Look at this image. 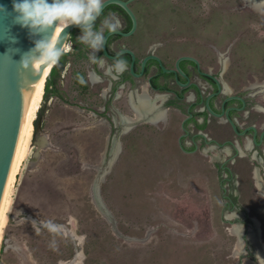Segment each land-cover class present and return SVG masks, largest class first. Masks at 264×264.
<instances>
[{
	"label": "rangeland",
	"instance_id": "obj_1",
	"mask_svg": "<svg viewBox=\"0 0 264 264\" xmlns=\"http://www.w3.org/2000/svg\"><path fill=\"white\" fill-rule=\"evenodd\" d=\"M131 6L138 28L114 42V49L131 48L139 60L154 51L167 67L181 55H194L203 70L221 75L231 93L248 95L258 88L253 84L264 81V11H257L263 9L247 0H134ZM80 36L72 44L70 34L65 46L70 57L59 84L67 102L52 96L45 103L43 96L45 108L37 113L11 190L0 264H263L264 189L258 192L253 177L260 167L264 180L262 165L243 154L235 157L229 166L237 187L228 182L223 188L226 174L219 176L214 163L227 159V152L207 144L184 152L179 144L184 115L176 110L165 112L167 121L137 118L127 85L110 95L118 74L108 73L104 63L97 67L99 77L90 73L97 51L93 55ZM253 102L264 105L263 93ZM204 132L219 142L234 137L225 122ZM186 144L192 145L190 138ZM105 169L99 189L109 215L94 194ZM232 192L237 208L226 206L224 194ZM246 213L253 217L250 236L259 243H247L249 249L236 220H245ZM49 221L59 231L44 227Z\"/></svg>",
	"mask_w": 264,
	"mask_h": 264
},
{
	"label": "flooded vegetation",
	"instance_id": "obj_2",
	"mask_svg": "<svg viewBox=\"0 0 264 264\" xmlns=\"http://www.w3.org/2000/svg\"><path fill=\"white\" fill-rule=\"evenodd\" d=\"M257 11H264V9L257 10ZM114 15L115 16L117 15L118 18H121L120 15L117 13H114ZM125 28L126 26L125 24H123L120 30L125 31ZM72 32H71V38L73 36ZM121 36L124 37L123 35ZM120 39H116L114 42H117ZM114 42L111 43V49L113 51H116V54L122 49L127 48V47H122L116 50L112 47ZM72 44H74V41H72ZM151 53L156 54L154 51H150L145 56ZM184 55L192 56L195 59H197L199 62V65H198L196 62L192 60L180 61L179 65L181 69L187 74V77L182 75L176 68V61L178 60L179 57L184 56ZM184 55L179 56L175 60L173 67H167L162 57L158 55L161 58L163 65L166 68L175 69L176 74L164 72L156 60L155 61L157 63H152L151 60H154V59H150L147 61L143 74L137 77V76H134L130 72L129 66L131 62L129 64L127 63V66H128L127 70H129V72L132 75L127 76V73H126L127 70H126L122 74H118V76H114L115 80L112 81L111 83V94L110 95L111 97L115 94L119 95L121 92V88L124 87L125 85L129 87V89L131 90V94H139L140 93L138 92L139 87H142V90L145 89L144 83L147 84L148 93H150V91H153L154 96L156 94H161L160 96H163V99L159 101V103L156 104V108L155 110L151 112V114L154 113L155 111L160 110V108L161 109L166 108V110H162V111L167 113V111L173 109L184 115V118L181 122L183 133L179 137V144L181 143L180 147L182 148L184 152L190 153V152H195L196 150H201L202 146L206 144L209 146V148L219 147V148L224 149L227 152L228 158L225 160H221L219 164L217 162H215L214 164L216 168H218L219 176L222 175L221 174L222 172L226 174V178L221 179L223 188H224V184H227L228 182L230 183V188H236L237 187L236 183L235 182L233 183L235 174L233 173L232 169L229 166V161L231 162L234 160L235 157L243 154V156L246 155L247 157L250 158L251 160L250 162L252 164H256L257 162L259 165H262V167L264 168V105H260V104L253 102V97L257 93L262 92L264 95V87L262 86L264 84V81L253 84L252 87L254 88L258 87V88L257 90L253 91V93L249 92L248 95L243 92L231 93L229 92L230 89L228 85L222 80L220 74L203 70L201 68V62L198 59V57L194 55H189V54H184ZM144 57H142V59L139 60L136 54L135 71L137 73H140L142 71L141 63ZM103 58H105V55L101 56L100 50L97 51L96 56L94 58V62L91 65L92 71L90 73H95L96 76L99 77L97 67L100 68L101 63H102L101 61ZM114 62L115 60L107 59L104 62V64H107L108 68H110L111 65L114 64ZM160 69L163 72L162 74L160 73ZM201 72H206V73L211 74L212 76L217 77L221 82L222 91L219 92L218 86L213 78L207 75H203L201 74ZM177 79L182 81L185 85H180L177 82ZM138 81H141V83L137 84ZM226 87L228 89H226ZM214 93L216 94L210 97L209 99V105L212 107L214 111L218 113H223L222 117L215 116L214 114L210 113V111L208 110L206 101L208 97ZM229 96H239L243 100L240 98H234V99L226 101L227 97ZM108 100L106 101V103L108 102ZM110 106H111V103H110ZM227 110H228L229 116L235 122L237 129L240 132H243L244 130L249 128L247 129L245 134H240L236 132V130H234L231 122L227 118V114H226ZM251 110L260 112L261 117L258 118L257 116H254ZM148 119L150 120V118ZM167 120H168V117L166 118V120H162V121H167ZM216 121L228 123L234 133V137L232 139H226L223 142H219L215 138L209 136L206 132H204V130L209 128L211 124ZM203 125L204 127H202ZM191 126L193 128H191ZM187 138H190V140L192 141L191 146H187L186 144ZM257 173L261 179V184L264 189L262 168L258 167L257 169H255V175L253 176L255 178L254 183L256 187L258 188V192H260L259 186L257 184V179H256ZM231 182H232V187H231ZM226 190L227 189H224L225 192ZM224 197L226 198L227 208H234V207L237 208L240 205L235 193L233 192L230 194L225 193ZM240 211H243V210H240ZM244 217H246L245 220H242L239 218H236V220L238 222H242L243 225H240V226H244L245 228V232L243 233V242H244L245 248L249 249V245L247 243H252V242L249 239L251 238L250 236L251 231H250V228L248 227L249 226L248 224L250 220L253 221V217L249 215L247 216V213L245 214ZM254 232L256 233V231Z\"/></svg>",
	"mask_w": 264,
	"mask_h": 264
},
{
	"label": "water",
	"instance_id": "obj_3",
	"mask_svg": "<svg viewBox=\"0 0 264 264\" xmlns=\"http://www.w3.org/2000/svg\"><path fill=\"white\" fill-rule=\"evenodd\" d=\"M133 1L134 0H104V4L102 6L103 10L110 4L121 6L130 16L132 26L129 31L118 30L114 33L106 32L104 34L105 43L102 48L105 58L102 59L101 64H103L107 59L115 60L117 58L116 54H111L107 49V42L111 35L120 34L123 36H130L137 30L139 21L136 12L131 6ZM48 2L52 3V0H48ZM13 3L14 0H0V217L32 111L44 86L46 87V82L51 77V71L54 67L51 65L42 66L39 61H36L33 69L30 60L28 69H24L20 64L21 58L26 54H31L29 50L33 49L36 42L42 39L47 40L50 37L56 39L59 37L60 43L57 44V47L60 48L65 46L71 32L75 28L80 27L76 25H69L66 28H62L58 24L54 23L51 27L43 31L38 29L30 30L26 27H22L16 22L15 18L17 13L13 10ZM119 52H122L123 54L129 53L131 55L132 61L129 69L134 76L139 77L143 74L147 61L150 59L156 60L164 72L176 74L175 69L166 68L162 63L161 58L154 53H151L143 58L141 63L142 71L137 73L135 71V52L129 48H124ZM182 60H192L199 65L198 60L192 56L184 55L179 57L176 61V68L185 77H187V74L179 65ZM108 73H113L110 71V68H108ZM201 74L213 78L218 86L219 92L222 91L221 82L217 77L206 72H201ZM177 82L180 85H185L179 79H177ZM144 85L147 90V84L144 83ZM215 94L216 93L211 94L208 97L206 104L210 113L215 116L222 117L223 113L214 111L209 105L210 97ZM234 98L240 97L229 96L226 101ZM160 110H166V108H160ZM226 114L234 130L240 134H245L249 128L240 132L237 129L235 122L229 116L228 110ZM127 128L128 127L124 126L122 132H124ZM118 143L116 144L117 149L110 159L109 164H112L117 155ZM107 172L108 169H105L96 180L94 194L98 206L105 212V214L109 215V212L106 210L100 196L99 189L100 181L104 178V175ZM241 236L242 239L240 240H243V234H241ZM249 239L253 244H259L257 240L255 241L251 238Z\"/></svg>",
	"mask_w": 264,
	"mask_h": 264
},
{
	"label": "clouds",
	"instance_id": "obj_4",
	"mask_svg": "<svg viewBox=\"0 0 264 264\" xmlns=\"http://www.w3.org/2000/svg\"><path fill=\"white\" fill-rule=\"evenodd\" d=\"M103 4L104 0H52V3L48 0H14L13 10L17 13L16 22L30 30L43 31L54 23L62 28L69 25L80 26L83 34L79 40L92 49L94 55L105 43L104 31L114 33L122 26L119 18L112 14L103 20L100 30H94L95 21L102 13ZM58 43H60L59 37L56 39L50 37L36 42L35 47L29 50L31 54L21 58V66L28 69L30 60L33 69L36 61H39L42 66H56L66 51L64 46L58 48ZM122 55V52L116 54L117 58L111 65L110 71L122 74L127 70V62L119 59ZM44 227L54 233L60 229V226L50 221L46 222Z\"/></svg>",
	"mask_w": 264,
	"mask_h": 264
},
{
	"label": "bare ground",
	"instance_id": "obj_5",
	"mask_svg": "<svg viewBox=\"0 0 264 264\" xmlns=\"http://www.w3.org/2000/svg\"><path fill=\"white\" fill-rule=\"evenodd\" d=\"M247 1L249 2L250 5H252L255 8L264 9V1L263 0H247ZM66 44H67V42H66ZM66 44H65V46H66ZM65 46H64V48H65ZM91 79L95 80L93 75H91ZM226 89H228V88L226 87ZM44 90H45V86H44V88L41 92V95H40V97H39V99H38V101H37V103H36V105L32 111L27 129H26V132L24 135L22 146H21V149L19 152V156H18V159L16 162L14 173H13V176L11 179L9 190H8L6 200L4 203V207H3L1 217H0V239H1L2 227H3L5 220H6V212H7V209L9 207V204L11 201L10 196H11L12 186L15 182L16 175H17L19 167L23 161V158L26 155L27 147L31 141V137H32V134L34 131V122H35V119L37 117V113L40 109V105H41V102H42V99H43V96L45 93ZM146 91H143L141 94H131V93L129 94V101H130L131 107L136 112L137 118H147V119L150 118V121H157L160 119H166V113L161 111V110L155 111L154 113L151 114V112L153 110H155V108H156V102L158 100L163 99V96H157L156 98H153ZM149 114H151V115H149ZM120 120L124 121V122H130L131 121V119L125 115H120ZM256 179H257V184H258L259 188L261 189L262 184H261V179H260L258 173L256 174ZM233 231L235 233L239 232L238 227H234ZM240 244H242V243L240 242ZM238 247H239L238 250L240 251L241 246L239 244H238ZM259 256H260V258L264 264V253L260 254Z\"/></svg>",
	"mask_w": 264,
	"mask_h": 264
},
{
	"label": "trees",
	"instance_id": "obj_6",
	"mask_svg": "<svg viewBox=\"0 0 264 264\" xmlns=\"http://www.w3.org/2000/svg\"><path fill=\"white\" fill-rule=\"evenodd\" d=\"M114 13H117V14L120 15V17L122 18V20H123V22H124V24L126 26L125 31H128L131 28V26H132L131 18L128 15V13L121 6L116 5V4H110L103 10L101 15L95 21L94 29L95 30H100V27H101V24H102L103 20L105 18L109 17L110 15L114 14ZM106 32H108V31L105 30L104 34ZM72 33H73V36H72L71 40L76 42V43H78L77 36L83 34L82 28L81 27L75 28ZM121 37L122 36L119 35V34H114V35H111L109 37L108 42H107V48H108V50H109V52L111 54H116V51H113L111 49V43L114 42L116 39H120ZM100 54H101V56L105 55L104 52H103V49L100 50ZM69 57H70V53L69 52H65V54L62 55V57L60 58L59 63L56 66L53 67V69L51 71V77L46 82L44 99H43L45 103L52 96H57L60 99L65 100L67 102V100L65 99V96L63 94V91L61 89V86L59 84V80H60L61 72L63 71L64 67L66 66ZM119 59H123L129 64L131 62V60H132V57H131V55L129 53H124L122 56L119 57ZM151 62L152 63H157L155 60H151ZM126 73H127V76H131L132 75L129 72V70H127ZM160 73L161 74L163 73L161 69H160ZM45 103L43 105H41V108L38 111V116H40L42 111L44 110ZM110 103H111V98L108 100L107 103H105L106 109H109ZM101 115H103V116L107 117L109 120H111L109 116H107L105 114H101ZM36 121H37V118L35 119V122H34L35 126L37 124ZM202 127H204V125Z\"/></svg>",
	"mask_w": 264,
	"mask_h": 264
}]
</instances>
